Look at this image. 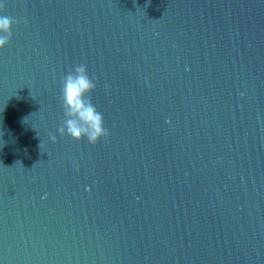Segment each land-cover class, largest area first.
<instances>
[{
    "label": "water",
    "instance_id": "obj_1",
    "mask_svg": "<svg viewBox=\"0 0 264 264\" xmlns=\"http://www.w3.org/2000/svg\"><path fill=\"white\" fill-rule=\"evenodd\" d=\"M0 3V264H264V0ZM78 64L96 145L58 131Z\"/></svg>",
    "mask_w": 264,
    "mask_h": 264
},
{
    "label": "clouds",
    "instance_id": "obj_2",
    "mask_svg": "<svg viewBox=\"0 0 264 264\" xmlns=\"http://www.w3.org/2000/svg\"><path fill=\"white\" fill-rule=\"evenodd\" d=\"M5 5L0 3V10ZM19 21L0 15V49H4L11 42L13 26ZM26 23V21H25ZM97 84L89 75L87 65L78 64L63 78L60 102L64 119L58 128L61 136H70L73 140L87 139L92 144H98L102 139L110 136L105 128L103 114L97 109L92 100ZM53 143L57 142L55 135L50 134ZM77 170L78 165L76 166Z\"/></svg>",
    "mask_w": 264,
    "mask_h": 264
}]
</instances>
